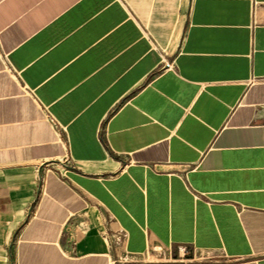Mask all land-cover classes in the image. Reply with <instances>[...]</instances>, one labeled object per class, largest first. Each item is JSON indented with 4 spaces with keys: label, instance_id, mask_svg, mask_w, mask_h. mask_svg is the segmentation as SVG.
Segmentation results:
<instances>
[{
    "label": "crops",
    "instance_id": "obj_1",
    "mask_svg": "<svg viewBox=\"0 0 264 264\" xmlns=\"http://www.w3.org/2000/svg\"><path fill=\"white\" fill-rule=\"evenodd\" d=\"M0 264H264V0H0Z\"/></svg>",
    "mask_w": 264,
    "mask_h": 264
},
{
    "label": "built area",
    "instance_id": "obj_2",
    "mask_svg": "<svg viewBox=\"0 0 264 264\" xmlns=\"http://www.w3.org/2000/svg\"><path fill=\"white\" fill-rule=\"evenodd\" d=\"M166 68H169V65L168 64H166Z\"/></svg>",
    "mask_w": 264,
    "mask_h": 264
}]
</instances>
